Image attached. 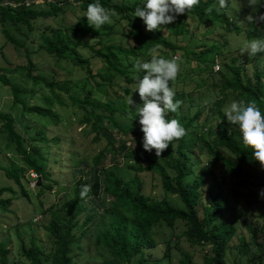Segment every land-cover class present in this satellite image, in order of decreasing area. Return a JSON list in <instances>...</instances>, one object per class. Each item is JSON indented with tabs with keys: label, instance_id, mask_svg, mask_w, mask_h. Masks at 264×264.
Returning <instances> with one entry per match:
<instances>
[{
	"label": "trees",
	"instance_id": "16d2710c",
	"mask_svg": "<svg viewBox=\"0 0 264 264\" xmlns=\"http://www.w3.org/2000/svg\"><path fill=\"white\" fill-rule=\"evenodd\" d=\"M213 1L200 0L199 5L189 12L178 15L177 21L174 22L171 29L159 30L160 34L154 36L152 31L147 30L141 18L138 22L133 17L137 6H145L141 2L130 4L116 0H80L78 6L86 11L90 3L96 2L106 9L113 10L118 19L126 20L128 31L119 34L117 41L103 39L102 35L104 34L100 30L81 25V19H79L75 25L50 28V34L42 33L41 48L56 57L69 59L84 72L82 80L75 84L77 89L73 92L66 91V94L69 96L71 104L83 112L82 122L90 124L94 132L93 140L105 138L108 143H112L109 131H104L99 125V121L106 118L124 135V138L119 141V145L115 147L118 155H130L131 159L136 162L141 161L146 164L134 167L136 172L133 177L124 179L123 175L118 174L113 168L99 169L98 165L105 154L103 150L95 154L89 166V172L75 181L74 196L66 201L59 210L52 209V202H48L46 206L42 207V213L49 212L50 214V219L44 227L53 238L52 249L43 256L41 247L36 245L33 240L29 246L23 245L22 252L29 264H74L70 245L78 243L79 236L75 235L73 229L78 226L80 215L86 213L81 222L83 226L81 232L82 234L87 232V224L95 214L84 205L85 198H81V189L85 185L90 186L88 195L98 198L103 206V218H108V221L104 222L105 227L97 231L95 238L96 243L102 244L109 253V257L100 264H116L118 262L135 264L136 257H138V264L146 263L147 258L143 255L144 249L156 245L153 237L154 226L165 224L170 227L177 219L187 222L188 227L184 230V234L190 243L211 245L212 254L205 259L203 264H228L226 259L228 242L235 235L236 227L233 219L222 218L218 221L223 211L220 192L210 190L205 194L203 215L200 218L198 205L202 201L201 189L206 184L205 175H200L191 185H186L184 180L192 171L190 162L192 156L198 147L205 148L207 153L222 162L226 171L237 180L236 184L247 187V191L236 192L244 196L247 204L250 206L264 205V199H261L259 195L260 189L264 188V166L254 160L253 149L244 145L239 127L228 122L223 110V106L229 99H233V101L245 100L255 101L264 114V68H258L249 75L245 71L243 62L236 63V59L233 57L224 59L221 48L225 46L226 41L220 42L218 45L216 41H211L208 44L201 42L193 49L186 48L185 60L188 64L192 62L193 66L197 68L199 77L212 75L215 79L217 78L211 85L216 96L210 103L214 110L212 114L206 115L207 120L199 121L200 115L207 108L208 103L196 104L194 96L189 95L188 104L184 109L181 104L176 113H169L166 117L167 119H178L187 134L180 140H174L173 146L170 144L160 157L139 153L136 144L140 139H143L144 134L140 135V132L132 129L130 125L117 121L116 113L124 115L128 111L129 105L125 96L116 92L113 95L108 91H101L100 88L105 84L111 86L115 80H119L122 84L121 91L129 94L130 86L135 83L134 77L143 76V73L134 71L135 61H149L147 56L150 50L160 45L173 52L181 49V45L179 46L177 42L183 39L188 30V24L185 22L188 17L196 20L197 24L215 27L217 22L219 27L236 32L239 31L238 22L243 21L248 37L264 34V23H249L246 19L248 15L256 16L264 13V0H258L254 8L248 7V0H237V9L231 15L223 10H214L212 8ZM14 2L16 3L12 4L9 1L5 4L0 3L2 20L5 15V20L13 24L24 23L29 28L30 21L41 14L45 16L57 15L62 10L57 1L48 2L50 10L35 9L34 5L27 6L20 0H14ZM209 8L213 10L209 12ZM214 29L208 28L207 33H211ZM88 33L95 36L94 42L87 41ZM161 34H164L163 37ZM79 48H87L91 52L90 57H85ZM204 51L211 55L209 64L207 62L200 63L199 59L201 55H204ZM218 56L222 58L221 68L218 65ZM90 58L99 59L106 67L107 74L103 75L94 71ZM215 63L218 65L217 70L212 68ZM185 68L188 71L192 69L190 65ZM33 69L34 66L29 60L27 73L31 78H36L32 74ZM110 71L112 74L108 75ZM0 79L5 84L8 83L5 75L0 74ZM46 83L55 99L62 103L63 100L55 92L54 86L68 90L65 83L54 81H46ZM99 91L101 94H98ZM19 92V89L12 87L14 102L19 101L26 112L48 116L55 122L59 120L52 109L53 98L47 97V105H28L19 99ZM175 92L174 100L183 102L184 90L179 89ZM130 108L131 114L137 115L132 110L133 108ZM215 117H218V120ZM0 118L4 119V130L8 138L16 143V148L24 160L41 177L40 185L36 186V193H44L51 187V177L41 161H38V159H43L40 154V146L25 139L16 129L14 120L9 114L0 112ZM212 121L214 123H211ZM36 132L40 133L32 137L33 141L46 143L49 140L43 130ZM130 140L135 144V147L132 148L131 154H125V143ZM85 163L89 162L86 160ZM1 167L5 175L12 178L19 187V190H15L11 186L0 188V194L6 190L11 192L9 197H0V209L6 211L12 198L18 199L21 196H27L22 183L26 167L19 165ZM169 169L175 172L173 176L169 174ZM143 171L158 174L163 190L178 194L184 208L172 205L167 198H154L146 195L143 192V183L139 176V173ZM36 181L38 182V178ZM101 193L108 199V203L105 202L104 195L101 196ZM41 202L44 201L41 200ZM240 245L243 247L244 243L242 242ZM7 252L8 249L1 245L0 264H8ZM180 264H194L189 253L182 252Z\"/></svg>",
	"mask_w": 264,
	"mask_h": 264
},
{
	"label": "rangeland",
	"instance_id": "374dc122",
	"mask_svg": "<svg viewBox=\"0 0 264 264\" xmlns=\"http://www.w3.org/2000/svg\"><path fill=\"white\" fill-rule=\"evenodd\" d=\"M8 1L12 4L16 3L14 0H0V3L5 4ZM49 1H57L62 10L57 15L49 14L45 16L41 14L32 19L30 28L24 23L13 24L5 20V15L2 20L0 12V74L5 75L8 79L7 84L0 79V112L9 114L13 118L16 129L26 140H30L32 144L35 143L40 146V154L43 159H38V161H41L51 177L50 189L42 194H37L36 186L40 185L41 177L24 160L16 148V143L8 138L4 130V119L0 118V188L11 186L13 189L19 190L16 182L5 175L1 166L19 165L26 167L22 183L27 196H21L18 199L12 198L8 210L3 211L0 209V247L2 245L8 249V264H29L28 259L22 252V246H29L31 240L41 247L43 256L49 253L52 249L53 238L44 225L49 221L50 214L49 212L42 213V207L46 206L48 202H52V209L59 210L66 201L71 199L75 194V181L89 172V166L95 154L102 150L105 154L98 165L99 169L113 168L118 174L123 175L124 179L133 177L136 172L134 167L146 164L141 161L136 162L131 159L130 155H118L115 147L119 145V141L124 138V135L106 118L101 119L99 125L104 131H109L112 143H108L105 138L93 140L94 132L90 124L82 122L83 112L71 104L66 91L73 92V90L77 89L75 84L77 81L82 80L84 72L69 59L47 53L41 48L40 43L42 33L50 34V28L69 27L75 25L79 19H81V25L89 27L86 17L87 11L78 6L80 0H20V2L26 3L27 6L32 4L35 9L43 10L51 9L48 5ZM116 1L130 4L141 2L146 5V0ZM228 3V7L220 8L219 0H214L212 8L216 11L223 10L231 15L237 9V0H228ZM134 19L140 22L139 17H134ZM175 21H177V18ZM185 22L188 24V30L184 34L183 39L177 42L179 46L181 45V49L173 52L160 45L156 47L158 50L156 54L166 59L173 56L179 57L181 70L176 80L174 82L170 81V86L174 90H184L183 109L188 104L189 95L194 96L196 104L201 102L204 104L208 103L207 108L200 115L199 121H202L207 120V114L213 113L214 107L210 103L216 96L212 91L211 85L217 78L215 79L212 75L199 77L197 68L193 66L192 62L190 64L186 62L185 49H193L195 45L199 46L201 42L208 44L211 41H216L218 45L220 42L226 41L225 46L221 48V51H223L222 57L224 59L233 57L236 59V63L243 62L246 73L251 75L254 70L264 68V52H258L255 56H251L244 49L249 41L264 39V34L252 38L248 37L243 21L238 22V32L223 29V27H219L220 25L217 22L215 27L212 25L207 27L201 23L197 24L196 20L190 17ZM142 23L146 26L144 22ZM173 24L174 22L167 25L165 29H171ZM208 28L215 29L211 33H207ZM128 29L126 20L118 19L117 14H115L111 23L102 26L99 30L104 34L102 35L103 39L108 38L112 41H117L119 34L125 33ZM151 33L154 36L160 34L159 30ZM163 35L161 34L162 37ZM87 39L89 42H94L95 36L88 33ZM79 51L85 57H90L91 52L87 48H79ZM210 56L207 51H204V55H201L199 59L200 63H208ZM218 57V65L221 68L222 58ZM147 58L151 59V52H149ZM29 60L34 66L32 74L36 78H31L27 73ZM90 63L94 71L103 75L107 74L106 67L99 59L90 58ZM188 65L192 68L189 71L185 68ZM212 68L214 69V67ZM111 74L112 71L108 73V75ZM46 81L65 83L64 85H66L68 90L54 86L55 92L63 100L62 103H59L52 95L53 92L49 89ZM120 86H122L121 82L115 80L113 85L105 84L100 88L101 91H108L113 95L116 92L125 96L128 100V111L124 115L116 113L115 117L117 121L130 125L132 129L138 130L140 135H143L142 126L139 123L140 117L138 114L133 116L130 108L132 107V110L136 112L138 107H142L144 103L138 90L135 91L137 87L136 81L130 86L129 94L121 91ZM12 87L20 90L19 99L28 105H47V97L53 98L52 109L59 120L55 122L48 116L26 112L19 101L14 102ZM101 91L98 94H101ZM131 99L133 101L132 104L130 103ZM232 102L233 99H229L223 106V110L228 108ZM136 103L138 105L135 106ZM215 118L218 120V117ZM211 123H214V121ZM212 127L214 128V124ZM42 130L49 140L46 143L33 141L32 137L40 133L36 131ZM134 147L135 144L131 140L126 142L125 154H131ZM136 148L141 154L148 153L152 157L156 156L155 149L151 152L144 149L143 139L139 140ZM36 157L39 156L36 155ZM86 160L89 163H85ZM190 162L192 163V171L185 178L184 183L191 185L202 174L205 175L204 179L206 181L205 186L201 189L202 201L198 205L199 217L202 218L203 215L204 196L208 191L212 190L220 192V199L223 203L222 216L218 221L222 218H230L234 221L236 232L228 242L227 263H264V205L255 204L250 206L247 204L244 196L236 193L237 191H247V187L236 184L237 180L226 171L222 162L207 153L205 148L198 147ZM169 174L173 176L175 172L169 169ZM87 176L89 177V175ZM139 176L143 183V192L146 195L154 198H167L172 205L184 208L178 194L163 190L158 174L151 171H143L139 173ZM37 178L38 182L36 181ZM10 193L6 190L0 194V197H9ZM102 194L101 196L104 195ZM104 198L105 202L108 203L105 195ZM41 200L44 202L42 203ZM83 203L95 214L87 224V232L83 234L81 232L83 228L81 222L86 213L80 215L78 226L73 229L75 235L79 236V241L70 245V253L74 264H100L109 257V253L102 244L96 243L95 238L97 231L105 227L104 222H107L108 218H103L102 212H104V209H102L103 206L98 198L89 194L85 197ZM187 227V222L182 219L175 220L170 227L165 224L154 226L153 237L156 245L155 247L144 249L143 255L147 258V262L144 264H180L182 252L189 253L194 264H203L205 259L212 254L211 245L208 243H190L184 234V230ZM242 242L244 243L243 247L240 245ZM166 251L167 254H165ZM137 258H135V264H138ZM116 264L125 263L118 262Z\"/></svg>",
	"mask_w": 264,
	"mask_h": 264
},
{
	"label": "clouds",
	"instance_id": "9594fccd",
	"mask_svg": "<svg viewBox=\"0 0 264 264\" xmlns=\"http://www.w3.org/2000/svg\"><path fill=\"white\" fill-rule=\"evenodd\" d=\"M199 3L200 0H146L145 6L135 8L134 17L141 18L148 31H164L178 15L189 12ZM257 3L258 0H248V7L254 8ZM219 6L228 7V0H219ZM212 10L208 9L209 12ZM114 15L113 10L106 9L99 2L90 3L87 7L88 25L96 30L111 23ZM246 19L249 23H264V13L248 15ZM244 50L251 56L264 52V39L249 41ZM157 51L156 48L151 49V59L147 62L136 60L133 67L136 73H143L142 77H134L137 85L135 91L138 90L144 102L136 111L144 133L143 147L148 152L155 149L156 156L160 157L174 140H180L187 132L178 119L166 118L169 113H176L182 104V101L174 102L176 92L170 86V81L174 82L181 70L179 57L166 59L157 55ZM130 103H133L132 99ZM224 113L230 124L239 127L244 145L253 149L254 160L264 166V114L256 102L233 101ZM89 191L90 186H83L81 198H85ZM259 195L264 199V188L260 189Z\"/></svg>",
	"mask_w": 264,
	"mask_h": 264
},
{
	"label": "built area",
	"instance_id": "2783aa9c",
	"mask_svg": "<svg viewBox=\"0 0 264 264\" xmlns=\"http://www.w3.org/2000/svg\"><path fill=\"white\" fill-rule=\"evenodd\" d=\"M213 67H214V69H217L218 68L217 63L213 64Z\"/></svg>",
	"mask_w": 264,
	"mask_h": 264
}]
</instances>
